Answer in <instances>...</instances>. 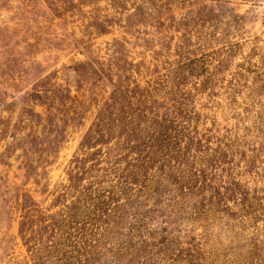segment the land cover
I'll use <instances>...</instances> for the list:
<instances>
[{"label": "rangeland", "instance_id": "374dc122", "mask_svg": "<svg viewBox=\"0 0 264 264\" xmlns=\"http://www.w3.org/2000/svg\"><path fill=\"white\" fill-rule=\"evenodd\" d=\"M0 264H264V0H0Z\"/></svg>", "mask_w": 264, "mask_h": 264}]
</instances>
